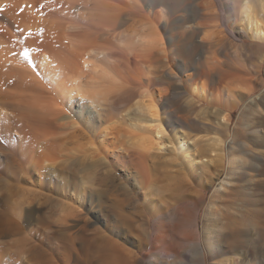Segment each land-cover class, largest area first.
I'll list each match as a JSON object with an SVG mask.
<instances>
[{
    "label": "bare ground",
    "instance_id": "6f19581e",
    "mask_svg": "<svg viewBox=\"0 0 264 264\" xmlns=\"http://www.w3.org/2000/svg\"><path fill=\"white\" fill-rule=\"evenodd\" d=\"M129 1L136 12L149 9L148 18L141 16L147 28L140 30L137 41L121 32L105 36L76 28L67 15L72 0H0V264H39L35 238L40 231L55 233L52 224L59 226L58 232L68 231L78 217L83 224L73 240L81 238L80 231H92L94 243L105 230L137 231L151 248L153 264H204L207 257L222 262L211 264H264V202L256 198L264 181V136L255 138L263 131L262 120L255 117L263 112L258 100L244 104L253 88L213 95L214 103L223 106L215 111L219 121L209 116L213 121L206 122L209 134L216 135L209 138L215 155L192 154L189 138L176 137L172 157L179 151L187 163L172 161L161 171L156 158L169 150L168 129L175 133L177 127L173 116H160L159 99L145 104L148 116L120 128L118 117L104 116L103 108L130 90L118 92L100 81L85 84L106 43L122 41L139 58L141 51L150 55L162 50L158 22L163 19L172 25L170 34H185L190 41L174 47L187 56L183 63L194 65L197 57L213 51L216 35L222 33L213 21L224 20L226 12L233 34L255 39L249 48H264V28L253 0H225L227 11L221 0ZM120 8L116 1L99 0L87 12L107 27L132 14ZM25 50L31 62L24 58ZM116 53L108 55L113 59ZM197 68H185L187 81L193 80L190 70ZM191 85L190 95L207 97L206 86L196 81ZM237 108L236 126L246 119L247 134L241 141L235 135L227 151L218 135L230 134L232 114L225 110ZM180 117L179 125L196 126L188 116ZM96 142L101 152L93 148ZM84 148L92 149L94 161L77 168L72 161ZM112 164L123 169L125 179ZM163 179L167 183L161 190L153 186ZM198 180L203 188H212L205 212L209 222L204 219L202 231L198 220L206 197L194 185ZM104 239L98 251L102 263L130 261L117 240ZM60 247L49 253L51 264L54 259L68 264Z\"/></svg>",
    "mask_w": 264,
    "mask_h": 264
},
{
    "label": "rangeland",
    "instance_id": "374dc122",
    "mask_svg": "<svg viewBox=\"0 0 264 264\" xmlns=\"http://www.w3.org/2000/svg\"><path fill=\"white\" fill-rule=\"evenodd\" d=\"M98 1L99 0H72V6L67 14L69 22H71V24L76 28L88 30L96 34H104L105 36L106 34L121 32L122 34H126L127 38L131 37L136 41L138 40L137 34H139L140 30L147 28L140 21L145 19L141 18V16L148 18L149 9L145 7L144 10L136 12V8L132 7L129 0L112 1H116L119 7L125 9L123 12H128L129 8L133 14H131L133 17L132 19L131 15H128V20L127 17L119 18L116 25L107 27L95 23L91 19L90 13L87 11L89 7H94L95 3ZM221 1L223 5L222 7H224L225 11H227L228 5L226 4V1ZM252 4L254 5V13L260 21V26L264 28V1L253 0ZM121 8L120 10H122ZM137 13H140V16ZM227 13L228 12L225 14L224 20L213 21L217 30L222 31V33L216 35V39H219L215 41L213 51L207 53L205 56L197 57L198 62L194 65L189 61L183 63V60L187 56L174 48L176 46L190 43L188 38H186V35L182 34V37H180L177 32H174L173 35L170 34L168 30L172 27V25L163 19L158 22V29L162 34L163 41L165 42V45L161 46L162 50L157 48L154 51H151L152 53L150 55L141 51L139 52L141 53V57L139 58L134 56L133 50L128 48L126 43L122 41L118 40L114 45L106 43L101 46V49L104 50L105 54L101 55L98 59H96V61L92 62L91 68L88 69L86 73V85L91 82L100 81V83H105L107 86L117 88L118 92L122 89H125L126 91L130 90L125 93V95H122L121 98H116V101L113 102L114 104L110 103L113 104V106L105 105L103 108L104 116L118 117L117 125L120 128H126L131 125L132 122L137 121V119L139 120L142 117L148 116L145 104L149 101H153V98L159 99L158 110L160 116L167 118L169 116H173L175 119L174 126L177 127V132L174 133L168 129L170 143L167 141L166 147H168L170 151H163L162 153L164 155H160V157L156 158L157 164L160 165L161 168L163 167L161 171L166 169L165 167H167L169 163L171 164L172 161L173 163H187L182 153L179 151H176L177 157H172V154L175 152L171 148L176 141V137H183L186 139L189 138L191 151L193 150L192 154L194 152H196V155L198 156L202 154H216L215 151L212 150L214 148V144L209 140V138L213 137L215 134H209L206 122L209 121L207 118L209 116L210 118L214 120L218 119L219 121V117L221 115L216 114L215 111L223 106H220L219 103H214L213 95L220 96L225 92H232L234 94H240L241 92L246 93L249 88H253V91L245 96L244 104H252L257 100L260 103L263 115L257 114L258 118L257 116L255 118L262 120L259 125H261L260 127H262L263 131L260 132V136H256L255 138L259 139V137L261 138L264 136V118L262 117L264 116V48H249L247 45L255 41V39L241 34L239 35L238 31H236L237 35L233 34L231 29L228 28L230 23L226 20L228 15ZM136 15L138 16L136 17ZM235 29L239 30L240 28L236 27ZM170 35L172 36V39L170 38ZM111 50L117 51L113 59L108 55V52ZM74 52L75 51L73 49L72 53ZM122 54H124L128 60L127 62L122 59ZM192 66H198V68L190 70L193 75V80L187 81L183 71H185V68ZM198 72H200L201 75H195ZM193 81H196V85H203V87L206 86L209 89L208 95H206L207 97H193L190 95V91L192 89L191 83H193ZM191 98L195 101H191ZM191 105L195 107L192 106V108H188V106ZM225 111L231 112L232 114L230 134L227 135L226 133L218 136L224 140L228 151L231 141L236 136L237 140L241 141L243 136L247 134V120H243L239 126H236L238 116L240 115L239 109L237 108ZM250 111H252V109H250ZM180 116H188V120L196 122V126L190 128L188 126H184L185 123L179 125L178 122L181 118ZM248 136L250 137L249 134ZM261 139H263V137ZM94 147H97L99 152L103 150L98 142H96L93 148ZM91 152L93 153L92 149L86 150V148L80 152L78 151L77 157L75 160L73 159L72 163L77 168L91 165L92 161H94L92 159ZM102 154L103 153L99 155L101 156ZM101 157H103L105 162L109 161L103 155ZM176 158L178 160H176ZM112 167L117 170L116 172L119 177L124 178V171L121 167H117L113 164ZM76 179L79 180L78 178ZM200 182L201 181L198 180L194 185L196 189H200L201 192H204L206 197V201L200 208L198 220L199 227L202 231L203 224L205 222L204 219L206 220L205 212L212 188H203V184ZM261 182H259L260 187L259 185L257 186V189L259 187V191L261 192L256 189V198L262 199L264 202V198H262L264 196V181L261 180ZM166 183L167 181L163 179L153 184V186L161 190L162 186H165ZM261 204L260 206L264 205ZM78 218L71 220V222L74 223L68 231L58 232L57 230L59 229V226L57 224L51 225L52 230L55 231V233L49 235L50 237L46 234L47 232L44 233V230H42L43 233L40 231L41 234L39 233V235L35 238V241H37L36 243L40 246V249H38L40 252H37L39 264H51L49 261V253H55L56 249L59 250L58 247L60 246V249H62L60 251L64 254L67 253L68 264H104L102 263L103 261L101 260L100 253L98 251H100V249L103 250L104 243L106 241L104 238L108 236L117 240L125 254L127 253L130 261L126 264H153L154 257L150 255L151 248L145 244L146 240L143 238V235L137 231L120 233L105 230L103 233H99V235L97 234V241L95 243L90 241V237L94 235L92 231H87L88 233L86 231H80L81 238L76 239L77 241L73 240L72 234H75V230L79 229L80 225L82 226L83 224V220ZM92 219L93 218L91 217V220ZM212 219L213 218H211V220ZM206 221L209 222L208 220ZM260 238H262V235ZM63 240L64 243L62 242ZM257 240L262 241V239ZM42 254L44 255L42 256ZM42 258L43 260L41 263ZM54 260H52L54 264H62L61 260ZM219 260L220 259L217 258L208 259L207 257L204 264L222 263ZM20 264L24 263L20 260ZM178 264L185 263L179 262Z\"/></svg>",
    "mask_w": 264,
    "mask_h": 264
},
{
    "label": "snow or ice",
    "instance_id": "6c2138e0",
    "mask_svg": "<svg viewBox=\"0 0 264 264\" xmlns=\"http://www.w3.org/2000/svg\"><path fill=\"white\" fill-rule=\"evenodd\" d=\"M40 7H43V5H41ZM23 9H21V11H22ZM23 34V33H22ZM29 35H31V33H29ZM23 56H24V58L26 59V60H29L30 61V58H29V53H28V51L27 50H25L24 52H23ZM31 62V61H30ZM33 67H36V65L33 63ZM82 103H84V104H86L87 103V101H81Z\"/></svg>",
    "mask_w": 264,
    "mask_h": 264
}]
</instances>
